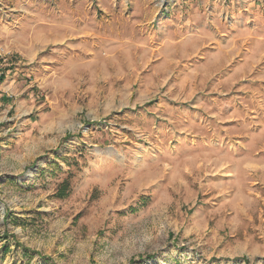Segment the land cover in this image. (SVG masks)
I'll list each match as a JSON object with an SVG mask.
<instances>
[{"label": "rangeland", "instance_id": "obj_1", "mask_svg": "<svg viewBox=\"0 0 264 264\" xmlns=\"http://www.w3.org/2000/svg\"><path fill=\"white\" fill-rule=\"evenodd\" d=\"M0 264H264V0H0Z\"/></svg>", "mask_w": 264, "mask_h": 264}, {"label": "trees", "instance_id": "obj_2", "mask_svg": "<svg viewBox=\"0 0 264 264\" xmlns=\"http://www.w3.org/2000/svg\"><path fill=\"white\" fill-rule=\"evenodd\" d=\"M69 190V183L67 180H64L58 187L57 192L61 195V196H65V194L68 193ZM4 218H6L8 220V214H6L4 216ZM6 250V248H4V251Z\"/></svg>", "mask_w": 264, "mask_h": 264}]
</instances>
